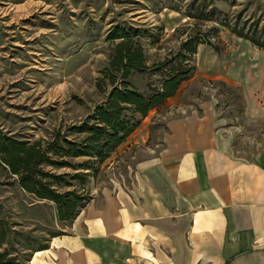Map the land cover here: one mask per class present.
I'll return each instance as SVG.
<instances>
[{"label": "rangeland", "instance_id": "rangeland-1", "mask_svg": "<svg viewBox=\"0 0 264 264\" xmlns=\"http://www.w3.org/2000/svg\"><path fill=\"white\" fill-rule=\"evenodd\" d=\"M200 10L244 23L264 16V0H0V132L30 142L49 140L56 133L71 140L81 137L69 128L86 121L104 101L109 74L119 76L108 68L115 41L107 37L112 27L120 26L136 31L132 40L145 55L147 69L132 70L126 78L141 92L159 79L150 67L171 57L188 36L202 35L211 44L197 45L188 60L194 67L192 79L179 85L176 102L146 114V144L159 146L166 117L213 98L216 114L233 134V154L252 158L264 146V121L246 122L240 110L244 102L239 107L237 103L238 94L243 100L242 88H254L260 81L264 87V49L213 21L187 16ZM219 80L232 87L221 86ZM180 103L183 107L176 108ZM103 162L83 185L89 199L95 185L107 180ZM123 169L120 164L112 172L121 174ZM67 223L56 219L51 202L22 190L0 164V251L18 258L31 255L34 248L47 245L51 235L64 234Z\"/></svg>", "mask_w": 264, "mask_h": 264}, {"label": "crops", "instance_id": "crops-1", "mask_svg": "<svg viewBox=\"0 0 264 264\" xmlns=\"http://www.w3.org/2000/svg\"><path fill=\"white\" fill-rule=\"evenodd\" d=\"M260 84L242 88L246 122L264 121ZM149 120L109 154L107 180L28 264H264V146L235 156L213 98L166 117L158 147L146 144Z\"/></svg>", "mask_w": 264, "mask_h": 264}, {"label": "trees", "instance_id": "trees-1", "mask_svg": "<svg viewBox=\"0 0 264 264\" xmlns=\"http://www.w3.org/2000/svg\"><path fill=\"white\" fill-rule=\"evenodd\" d=\"M187 16L213 21L256 48L264 49V16L244 23L235 18L233 22H228L201 10L199 14ZM135 34L136 31L120 26L112 27L108 34L107 39L115 41L107 61L108 68L118 71L119 76L109 74L110 89L104 101L94 106L86 121L69 128V133L81 137L71 140L64 134L56 133L49 140L30 142L0 132V164L16 177L22 190L39 200L51 202L59 222L73 219L89 199L88 192L83 191L88 173L94 175L98 166L137 128L148 111L161 106L176 93L183 81L193 76L194 67L188 64V60L196 52L197 45H211L202 35L188 36L171 57L150 67V71L158 73L159 79L155 85L149 86L147 92H141L126 80L130 71L147 69L142 47L132 40ZM218 83L223 87H232L220 80ZM238 99L239 107L243 105L240 94ZM240 110L242 112L243 106ZM75 158L84 160L73 162ZM59 168H68L71 172H51ZM72 182L77 183V189ZM55 235L58 234L51 237ZM46 246L36 247L32 253ZM31 255L18 258L2 250L0 264H28Z\"/></svg>", "mask_w": 264, "mask_h": 264}]
</instances>
